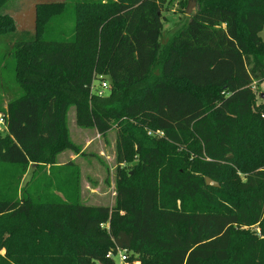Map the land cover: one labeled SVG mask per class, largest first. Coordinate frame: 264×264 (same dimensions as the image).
I'll return each mask as SVG.
<instances>
[{"label": "trees", "instance_id": "16d2710c", "mask_svg": "<svg viewBox=\"0 0 264 264\" xmlns=\"http://www.w3.org/2000/svg\"><path fill=\"white\" fill-rule=\"evenodd\" d=\"M9 1L0 36L13 38L4 57L16 92L0 109V168L15 169L17 189L29 165L51 170L77 151L65 127L73 105L79 126L116 128L130 170L111 207L63 191L45 200L36 182L0 200V264H113L116 249L126 264H264V0H194L164 43L172 0H71L69 42L44 34L65 2L39 5L36 33L18 34ZM102 78L98 97L90 86Z\"/></svg>", "mask_w": 264, "mask_h": 264}, {"label": "rangeland", "instance_id": "374dc122", "mask_svg": "<svg viewBox=\"0 0 264 264\" xmlns=\"http://www.w3.org/2000/svg\"><path fill=\"white\" fill-rule=\"evenodd\" d=\"M45 1L48 3H66L65 9H62L63 12L55 13V16L44 27L46 38L48 40L71 41L73 39L72 30L74 25L72 7L70 6L71 0H10L2 10L3 13L12 16L14 28L18 34L24 32L35 34L36 24L34 20L31 19L24 26L17 14L21 9H28L32 12L37 3L40 5ZM179 2H185L186 7L184 9L181 8ZM196 8L194 0L168 1L163 12L161 43L167 42L176 29L179 26L181 27L194 13ZM260 36L264 38V30H262ZM12 41L13 38L9 35L0 36V52H2L0 54V70L3 72L0 75V109L2 110L6 109L8 101L15 97L16 92L12 83V74L8 68V58L4 57L5 52L10 50ZM100 81L108 85V81L105 78ZM93 84L98 86L97 82ZM258 93H264V82L258 85ZM104 94L107 95L106 92ZM65 127L67 140L76 147L77 151L67 149L57 154L55 165L51 170L48 167L43 170H34V166L29 165L25 173L19 178L17 189L14 187V182L17 178L15 169L0 168L1 173L11 172L5 178V185L0 188V200L6 201L7 198L10 199V195L14 191L17 194H20L23 190L32 192L33 184L36 182L38 183L36 189L45 200H50V197L56 198L57 196L62 198L60 192L63 191V193H74L78 202L86 206L111 207L114 204L116 182L124 174V171L130 170V166L117 161V157L121 152L118 150L116 128L112 127L104 135H101L95 129L79 126L76 123L73 105L67 107ZM0 132L3 134V127H0ZM236 176L240 181L244 180V176L240 172H237ZM47 181L52 184L50 188L45 185ZM245 230H250L256 234L259 232L257 228H245ZM0 254L4 255V251L2 250ZM127 257L130 258L131 254L127 253ZM112 261L113 264H121L118 253L112 256Z\"/></svg>", "mask_w": 264, "mask_h": 264}, {"label": "built area", "instance_id": "2783aa9c", "mask_svg": "<svg viewBox=\"0 0 264 264\" xmlns=\"http://www.w3.org/2000/svg\"><path fill=\"white\" fill-rule=\"evenodd\" d=\"M97 84H98V86L94 85L93 83L91 84V86H90L91 93L97 95L98 97L106 96V94H104V92L107 91L106 89H107L108 85L105 82H103V81L102 82L98 81ZM251 90L252 91H256L255 83H253L251 85ZM0 127H3V120H2L1 117H0ZM116 253L119 254L120 263L121 264H126L125 262H127V258L128 257H127V252L125 250L116 249L114 253L113 252H108L106 254L105 258L108 259V260H112V256L115 255Z\"/></svg>", "mask_w": 264, "mask_h": 264}, {"label": "crops", "instance_id": "0c3cea01", "mask_svg": "<svg viewBox=\"0 0 264 264\" xmlns=\"http://www.w3.org/2000/svg\"><path fill=\"white\" fill-rule=\"evenodd\" d=\"M55 3H59V2H53L52 4H55ZM61 3V2H60ZM64 3V2H63ZM35 6H38V3H37V5H35ZM33 13L31 12V11H29L28 9H21L19 12H18V14H17V16L21 19V22L23 23V25L24 26H26L28 23H29V21L31 20V19H33ZM11 18H12V16H11ZM14 19V18H13ZM15 21V20H14ZM163 29V28H162Z\"/></svg>", "mask_w": 264, "mask_h": 264}, {"label": "water", "instance_id": "95a60500", "mask_svg": "<svg viewBox=\"0 0 264 264\" xmlns=\"http://www.w3.org/2000/svg\"><path fill=\"white\" fill-rule=\"evenodd\" d=\"M34 12H35V8L32 9V13H33L32 16H33V20L35 22V13ZM261 99L264 100V94L261 95ZM204 181H205V185L208 187H212V188L218 187V184L216 182L212 181L211 179H209L207 177L204 179Z\"/></svg>", "mask_w": 264, "mask_h": 264}, {"label": "flooded vegetation", "instance_id": "af4514ba", "mask_svg": "<svg viewBox=\"0 0 264 264\" xmlns=\"http://www.w3.org/2000/svg\"><path fill=\"white\" fill-rule=\"evenodd\" d=\"M60 3V2H59ZM49 4H52V3H48L47 1H45V2H42L40 5H49ZM37 5V4H36ZM39 6V5H38ZM38 6H35L34 8H35V24H36V21H37V7ZM7 14V13H6ZM9 17H11V15H9V14H7Z\"/></svg>", "mask_w": 264, "mask_h": 264}]
</instances>
